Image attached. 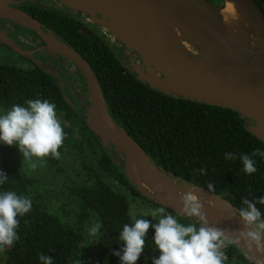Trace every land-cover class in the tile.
I'll return each instance as SVG.
<instances>
[{
  "label": "trees",
  "instance_id": "16d2710c",
  "mask_svg": "<svg viewBox=\"0 0 264 264\" xmlns=\"http://www.w3.org/2000/svg\"><path fill=\"white\" fill-rule=\"evenodd\" d=\"M255 1L264 13V0ZM18 7L64 39L87 60L99 81L108 112L156 164L206 189L209 182H214L215 191L212 192L238 209L246 207L241 203L242 198L256 201L264 196V159L252 157L257 168L253 174L243 171L239 159L240 155H251L257 148L264 150V143L248 131L239 114L152 88L121 60L101 31L80 19L79 12L75 16L68 8L51 7L48 2L21 1ZM30 99L48 100L56 105V114L61 115L65 132L58 151L67 147L79 154L97 152L98 170L82 162L91 182L69 188L77 206V223L72 225L30 197L29 186L33 178L21 169L17 146L0 142V171L9 176L0 185V192L14 191L32 200L31 211L18 216L19 239L3 250L4 264H42L39 253L53 257L52 264H74L77 259L82 264H120L119 257L113 252L123 247L118 238L123 225L132 223V217L158 222L145 215L131 216L127 194L161 206L133 189L92 132L75 116L52 77L31 62L26 68L0 63V107L9 110L14 104L26 106L25 102ZM226 152H233L235 161L226 160ZM46 158L51 165L57 164V159L51 155ZM201 169L206 170L207 175H202ZM103 176L114 181L124 192L113 188ZM256 206L264 219V205L257 202ZM165 213L172 214L182 224H192L170 210L165 209ZM90 219L102 225L97 243L93 237L87 241L83 234L82 224ZM153 234L154 229L149 228L145 249L136 264H152L151 257L159 256ZM224 251L225 264L230 261L250 264L232 244Z\"/></svg>",
  "mask_w": 264,
  "mask_h": 264
},
{
  "label": "water",
  "instance_id": "95a60500",
  "mask_svg": "<svg viewBox=\"0 0 264 264\" xmlns=\"http://www.w3.org/2000/svg\"><path fill=\"white\" fill-rule=\"evenodd\" d=\"M0 0V44L52 77L75 116L92 132L110 160L142 197L199 225L183 211L191 194L202 204L209 225L225 229L250 264H264V248L246 235L238 208L218 194L186 181L156 164L108 112L98 79L87 60L33 16ZM78 11L102 28L121 60L143 82L159 91L241 116L248 131L264 143V13L255 0L236 1L252 39L232 36L222 5L209 0H51ZM12 26V27H11ZM21 26L36 46L18 39ZM16 27V28H14ZM33 36L35 39H33ZM44 53V54H43ZM76 70V84L61 58ZM261 242L264 243V237Z\"/></svg>",
  "mask_w": 264,
  "mask_h": 264
},
{
  "label": "clouds",
  "instance_id": "9594fccd",
  "mask_svg": "<svg viewBox=\"0 0 264 264\" xmlns=\"http://www.w3.org/2000/svg\"><path fill=\"white\" fill-rule=\"evenodd\" d=\"M26 106L14 104L3 114H0V142L6 145H16L22 154V162H27L29 169L35 170L38 163L33 159L52 157L59 159L58 149L63 144L65 132L57 119L56 105L48 100H27ZM259 156L264 159V150L255 149L251 155L242 154L239 159L246 174L257 171L256 161L252 158ZM226 160L235 161L233 152L224 154ZM202 175H207L201 169ZM9 176L0 171V185H3ZM209 191H215L214 182L207 184ZM257 202L264 205V196L256 201L242 198L241 203L246 207L238 210V216L243 221L246 235L259 247L264 248L261 242L264 237V219L257 208ZM202 204L191 194L183 198V211L187 216L199 218V225L182 224L172 214H166L164 207L151 210L149 215L159 217L157 223L145 218L132 217V223L123 225L119 232V240L123 247L114 251L120 259V264H136L145 249V237L149 228L154 229L152 240L159 251L158 257H151L152 264H225L227 256L224 249L234 243V238L225 229L209 225ZM32 209L30 197L18 195L14 191L0 192V251L14 245L19 239L18 216H24ZM99 221L92 223L88 229L89 236L99 242ZM42 264H52L53 257L39 253ZM74 264H82L77 259Z\"/></svg>",
  "mask_w": 264,
  "mask_h": 264
},
{
  "label": "rangeland",
  "instance_id": "374dc122",
  "mask_svg": "<svg viewBox=\"0 0 264 264\" xmlns=\"http://www.w3.org/2000/svg\"><path fill=\"white\" fill-rule=\"evenodd\" d=\"M209 1L218 5H224L223 0ZM100 30L107 35V40L110 42V37L107 32L102 28ZM0 63L16 65L24 68L29 66V61L27 59L19 56L2 44H0ZM7 111L8 110L0 107V114L6 113ZM57 119L62 124L63 120L61 115L57 114ZM16 154L19 159L21 169L24 173L33 178V183L29 186L30 197L35 199L48 212L57 215L63 222H67L72 225L76 224L77 206L69 188L91 182L87 174V170H85L82 166V162H84L85 165H89L94 170H98L96 167V156L98 153L85 151L79 154L73 149L64 147L63 151L60 152V158L57 159L56 165H51L46 157L42 159L34 157L33 159L38 163V167L35 170L29 169L27 162H22L23 157L18 147L16 148ZM103 179L113 188L124 192L123 189L119 188L114 181L110 180L106 176H103ZM127 195L129 198L128 211L131 216L145 215L158 221L159 217H152L149 213L151 210L159 207L145 202L137 196H133L131 194ZM90 220L82 224L83 234L87 241H90L92 238L88 234V229L93 223V219ZM5 256L4 251H0V264H4ZM228 264L233 263L230 261Z\"/></svg>",
  "mask_w": 264,
  "mask_h": 264
},
{
  "label": "bare ground",
  "instance_id": "6f19581e",
  "mask_svg": "<svg viewBox=\"0 0 264 264\" xmlns=\"http://www.w3.org/2000/svg\"><path fill=\"white\" fill-rule=\"evenodd\" d=\"M220 17L225 28L232 36L240 39H252L256 42V39L246 32L248 25L236 1H225L220 11Z\"/></svg>",
  "mask_w": 264,
  "mask_h": 264
},
{
  "label": "flooded vegetation",
  "instance_id": "af4514ba",
  "mask_svg": "<svg viewBox=\"0 0 264 264\" xmlns=\"http://www.w3.org/2000/svg\"><path fill=\"white\" fill-rule=\"evenodd\" d=\"M21 1L34 2V3H38V2H40L41 4H43V3H45V2H46V3L48 2V4L51 5V7L66 8V7H62L61 5L55 3V2H53V1H51V0H17L15 6L18 7V5L21 3ZM18 8H19V7H18ZM68 9H69V8H68ZM69 11L72 12L75 16L78 15V14H77L78 11H75V10H72V9H69ZM79 15H80V19H81L83 22H85L86 24H89L94 30H99V31H101V30H100L101 28H100L98 25H96V24H94V23H92V22H90V21L84 19V18L82 17L81 14H79ZM11 24H12V23H11L9 20H6V19H0V26L9 27ZM11 27H12V26H11ZM16 27L19 28L20 30H22V31H20V32L18 33V39H19L20 41H22L23 43H25V44H27V45H29V46H36L35 43L29 38V35L27 34L28 32H27L26 29H24V28L21 27V26H16ZM16 27H14V28H16ZM9 28H10V27H9ZM101 32H102V31H101ZM102 33L105 35V38L107 39V35H106L104 32H102ZM25 34H26V35H25ZM33 39H35L34 36H33ZM107 41H108V40H107ZM110 46H111V45H110ZM111 48H112V47H111ZM43 54H44V53H43ZM60 58H61L62 63L66 66V68H67V70H68L70 76L72 77L73 81H74L76 84L79 85V84H80L79 76H78L76 70L72 67V64H71L66 58H63V57H60Z\"/></svg>",
  "mask_w": 264,
  "mask_h": 264
}]
</instances>
